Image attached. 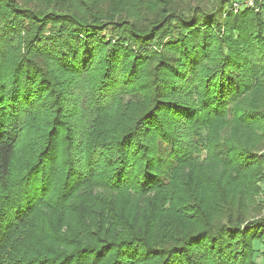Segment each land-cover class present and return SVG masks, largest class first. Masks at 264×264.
<instances>
[{"label": "trees", "instance_id": "16d2710c", "mask_svg": "<svg viewBox=\"0 0 264 264\" xmlns=\"http://www.w3.org/2000/svg\"><path fill=\"white\" fill-rule=\"evenodd\" d=\"M262 184L264 4L0 0V264H257Z\"/></svg>", "mask_w": 264, "mask_h": 264}, {"label": "rangeland", "instance_id": "374dc122", "mask_svg": "<svg viewBox=\"0 0 264 264\" xmlns=\"http://www.w3.org/2000/svg\"><path fill=\"white\" fill-rule=\"evenodd\" d=\"M261 194L260 196L256 199V202L260 205H262L263 207V212L262 214H264V184H262L261 186ZM258 248V247H257ZM258 252L256 253V262L257 264H264V248L260 246V248H258Z\"/></svg>", "mask_w": 264, "mask_h": 264}, {"label": "built area", "instance_id": "2783aa9c", "mask_svg": "<svg viewBox=\"0 0 264 264\" xmlns=\"http://www.w3.org/2000/svg\"><path fill=\"white\" fill-rule=\"evenodd\" d=\"M256 1L260 4H264V0H246V5L249 7H256ZM236 8V5H235Z\"/></svg>", "mask_w": 264, "mask_h": 264}]
</instances>
